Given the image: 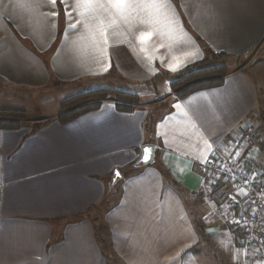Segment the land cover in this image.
Masks as SVG:
<instances>
[{"label":"crops","instance_id":"crops-1","mask_svg":"<svg viewBox=\"0 0 264 264\" xmlns=\"http://www.w3.org/2000/svg\"><path fill=\"white\" fill-rule=\"evenodd\" d=\"M127 3L122 15H80L76 0H0V109L38 111L102 82L140 100L211 53L227 55L229 75L182 100L170 89L153 102L164 107L157 117L106 102L66 122L59 112L0 130V264H264L215 216L201 170L247 126L264 127V0ZM147 145L156 163L134 168Z\"/></svg>","mask_w":264,"mask_h":264},{"label":"built area","instance_id":"built-area-1","mask_svg":"<svg viewBox=\"0 0 264 264\" xmlns=\"http://www.w3.org/2000/svg\"><path fill=\"white\" fill-rule=\"evenodd\" d=\"M254 148L257 158H246ZM201 170L215 216L239 234L249 261L264 262V127L247 126L227 154L210 157Z\"/></svg>","mask_w":264,"mask_h":264},{"label":"trees","instance_id":"trees-1","mask_svg":"<svg viewBox=\"0 0 264 264\" xmlns=\"http://www.w3.org/2000/svg\"><path fill=\"white\" fill-rule=\"evenodd\" d=\"M226 58L225 54L211 53L208 60L179 74L171 84L175 98L182 100L198 91L221 86L229 75V70L225 64L218 63ZM106 102L114 103L121 112H133L139 106L140 100L137 95L129 92L111 89L93 90L63 101L57 119L60 122L72 120L99 109ZM29 121L34 120L24 110L0 109V130H18Z\"/></svg>","mask_w":264,"mask_h":264},{"label":"rangeland","instance_id":"rangeland-1","mask_svg":"<svg viewBox=\"0 0 264 264\" xmlns=\"http://www.w3.org/2000/svg\"><path fill=\"white\" fill-rule=\"evenodd\" d=\"M218 64L224 65V64H226V60H221ZM95 87H96V88H94L95 90H99L101 88V89H115V90L123 89L122 91H125L126 89H128V88H126L128 86H122V87L119 86L118 87L116 82H113L111 84L106 83V82H102V83L98 84V86L96 85ZM157 89H158V92L156 91L154 85H152L151 91L143 89V90H140V94H139V92H136L140 95L139 107L145 106L147 109H149L150 112L154 113V117H157V116L161 115L162 113H164L163 112L164 107H162L161 105H158V104L155 105V104H153V102H156V103L161 102L169 94L171 88L168 89L167 87L164 88V87L160 86ZM89 91H93V90H88L87 92H89ZM80 93H83L82 90L81 91L79 90V92H76V91L65 92V91H63L62 93H57L56 95L47 98V101H45L44 106H42L41 110H38V111L33 110L34 112L32 110H30L27 113L29 114L31 119L36 120V121H41L42 120L41 116H43V115L52 116V115H55L56 113H59L60 112V103L62 101L70 99L73 96L78 95ZM0 99H2V98H0ZM3 103H5V102H0V104H3ZM133 170H134V168L130 167L127 170L122 169L119 172L121 175H125V174L130 173ZM163 175H164V178L167 179L168 184H170V179H169L168 175L165 173ZM119 189H121V186L116 189V192H115L113 198L116 197V195L119 192ZM239 194L242 196L243 192H240ZM112 200L113 201H111V200L109 201L110 206L112 204L111 202L116 201L117 198L115 200L114 199H112ZM106 208H107L106 206H103L102 209H99L98 211L93 212L92 217H95V216L99 217V215H102V217H103L105 215V212L107 211ZM112 264H117V263L115 261H113Z\"/></svg>","mask_w":264,"mask_h":264},{"label":"snow or ice","instance_id":"snow-or-ice-1","mask_svg":"<svg viewBox=\"0 0 264 264\" xmlns=\"http://www.w3.org/2000/svg\"><path fill=\"white\" fill-rule=\"evenodd\" d=\"M52 4L55 5L56 0H51ZM133 5L128 4L127 0H76V8L80 10L79 14L84 15L87 12H94L97 9H103L107 11L109 8L114 9L117 14H123L127 8H131ZM145 7L157 8L161 7V5H157L156 3L146 5ZM71 15L70 13L68 14ZM115 23V20H113ZM70 27H75V25H70ZM151 33H142L140 39L147 40L150 39ZM179 107V105H177ZM148 151V150H146Z\"/></svg>","mask_w":264,"mask_h":264},{"label":"water","instance_id":"water-1","mask_svg":"<svg viewBox=\"0 0 264 264\" xmlns=\"http://www.w3.org/2000/svg\"><path fill=\"white\" fill-rule=\"evenodd\" d=\"M156 159H157V147L153 145L144 146L141 149L140 157L134 163V168L139 169V168L151 167L156 163ZM121 179H122V175L120 174V172L115 171L113 175V184L111 187L112 188L115 187L116 184L118 183V180Z\"/></svg>","mask_w":264,"mask_h":264}]
</instances>
